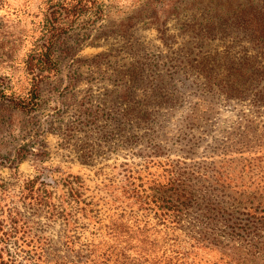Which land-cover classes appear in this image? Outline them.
I'll list each match as a JSON object with an SVG mask.
<instances>
[{"label": "rangeland", "instance_id": "374dc122", "mask_svg": "<svg viewBox=\"0 0 264 264\" xmlns=\"http://www.w3.org/2000/svg\"><path fill=\"white\" fill-rule=\"evenodd\" d=\"M54 1L0 0V76L16 97L26 96L32 85L25 62L41 43ZM252 5L263 7L264 0H94L91 11L55 41L58 72L40 84L36 109L22 111L0 100V235L11 218L21 216L20 235H30L44 264H264L262 244L261 250H239L230 229L219 224L227 232L214 231L222 234L214 237L219 246L207 239L198 244L195 239L214 234L206 224L216 217L203 205L185 210L176 226L125 192L163 184L168 164L176 161L217 166L234 161L239 183L264 191V106L206 100L198 63L242 47L258 55L260 48L253 49L243 34L194 38L188 30L195 21L204 31L223 29L237 10L245 13ZM190 51L194 61L171 67L172 59L183 61ZM142 56L167 63L155 72L171 73L167 86L182 94L173 115L161 110L150 125L127 122L121 113L123 90L132 85L127 71ZM147 74L139 101L145 87L163 85ZM193 109L197 125L188 130L182 121ZM41 174L58 205L52 211L32 208L26 198L27 182ZM74 177L82 195L78 202L65 195ZM111 225L127 228L133 237L127 245L109 233ZM259 234L264 242V231ZM14 254L17 262L29 263L25 252Z\"/></svg>", "mask_w": 264, "mask_h": 264}, {"label": "trees", "instance_id": "16d2710c", "mask_svg": "<svg viewBox=\"0 0 264 264\" xmlns=\"http://www.w3.org/2000/svg\"><path fill=\"white\" fill-rule=\"evenodd\" d=\"M93 7L94 0H55L49 4L45 14L41 43L36 51L28 55L25 62V69L32 76L30 90L26 96L16 97L11 91L9 80L0 76L1 101H8L16 109L22 111L36 109L40 84L44 79L58 72V64L54 56L55 41L67 34L73 28V24L91 11ZM246 11L243 13L242 9L237 10L231 16L230 24L228 22L227 25H229L223 29L213 27L210 31L209 29L204 31L197 21L188 28L194 38L215 37L218 33L219 36L223 37L226 32H232L237 37L243 34V37L240 36V38L252 42L253 49L260 48L258 55H252L247 52L245 47H242V51L236 53L234 50L232 52L227 50L217 54V57H201V61L198 63L202 66L201 76L205 79L206 86L202 89L204 90L203 94L201 91L200 95L204 96L206 100H221L226 103L233 100H250L257 107L264 106V6L252 5ZM228 27L231 29L228 30ZM192 54L193 51H190V53L183 55V61L178 59L179 57L172 59L171 62L174 63L171 67H177L180 62L190 63L194 61ZM145 58L143 61L142 56L137 63L131 64L126 76L132 85L123 90L125 104L121 108V113L127 122H132L135 125L137 122L147 125L155 123L156 119L161 116V110H167L173 115L181 102L182 94L166 84V82L172 81L171 73L163 75L155 72V69L159 70L161 67H165L167 63L161 66L157 61L152 63L150 59ZM147 73L157 75L155 78L157 84L166 85L165 87L162 85L149 89L145 87L142 91L143 96L139 101L137 94L141 88L139 84L149 79L150 74ZM176 73V71L173 72V74ZM165 76L168 77L167 81H165ZM88 112L89 110H85L83 113L87 114ZM196 112L197 109H193L183 119L185 129H193L197 125ZM91 113L94 118L95 112ZM160 154L164 153H156L155 157L161 156ZM237 170L240 172L234 166V161L222 163L220 166L176 161L175 164H168V176L163 184L147 190H142L140 186L133 187V189L127 188L125 192H128L131 195L130 198L140 202L141 205H149L162 221L175 223L176 226L180 224L185 210L192 206L200 208L203 205L207 212L218 218L216 221V218L211 219L206 224V230L214 233L215 230L220 229L219 225L225 226L224 228L230 229V234L234 236V239L232 237L234 245L239 250L246 246L253 250H261L258 245L264 246L259 234L264 231V191L257 187L250 189L247 185L239 183V178L234 175ZM41 175V178L38 176L27 182L26 198L32 208L52 211L58 205H55L49 183L41 180L45 178L43 177L44 174ZM72 179L66 186L65 195L70 201L78 202L82 197L78 186H75L76 182L78 183V178ZM67 209L69 208L67 207ZM239 215L244 218H241L240 221H233ZM22 221L23 218L18 215L11 218L10 222L7 223L8 229L0 235V264H23L17 262V257L14 254L16 249L18 252H25L28 264L34 261L36 264H44L42 254H39V250L30 242L32 240L30 235H26L25 232L20 235L21 228L25 226L24 223H21ZM0 226L4 225L1 224ZM111 226L109 233H114L116 239L119 237L125 239V242L121 240V244L127 245L128 241L133 238L124 225H121L123 229L120 231L115 225ZM2 230L0 228V231ZM220 230L225 233V230ZM217 235L222 236V234L219 235L215 232L210 236L203 234L201 239L195 240L198 244H204L207 243V239L214 246H219L218 239L214 238ZM116 246L118 243L114 242V247ZM11 247L13 252L10 251ZM110 254L106 253L108 258Z\"/></svg>", "mask_w": 264, "mask_h": 264}]
</instances>
